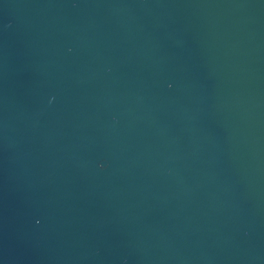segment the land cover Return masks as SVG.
Instances as JSON below:
<instances>
[{
    "label": "water",
    "instance_id": "1",
    "mask_svg": "<svg viewBox=\"0 0 264 264\" xmlns=\"http://www.w3.org/2000/svg\"><path fill=\"white\" fill-rule=\"evenodd\" d=\"M0 264H264V0H0Z\"/></svg>",
    "mask_w": 264,
    "mask_h": 264
}]
</instances>
